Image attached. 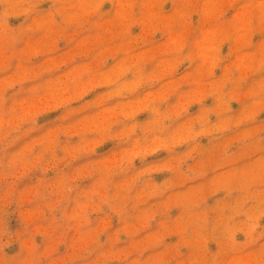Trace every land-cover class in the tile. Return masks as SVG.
<instances>
[{
  "label": "rangeland",
  "instance_id": "rangeland-1",
  "mask_svg": "<svg viewBox=\"0 0 264 264\" xmlns=\"http://www.w3.org/2000/svg\"><path fill=\"white\" fill-rule=\"evenodd\" d=\"M0 264H264V0H0Z\"/></svg>",
  "mask_w": 264,
  "mask_h": 264
}]
</instances>
